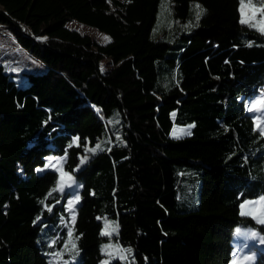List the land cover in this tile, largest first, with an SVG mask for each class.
Wrapping results in <instances>:
<instances>
[{
    "label": "trees",
    "instance_id": "trees-1",
    "mask_svg": "<svg viewBox=\"0 0 264 264\" xmlns=\"http://www.w3.org/2000/svg\"><path fill=\"white\" fill-rule=\"evenodd\" d=\"M242 18L241 0H0V27L45 67L23 87L0 64V264H63L75 248L76 264H104L110 217L133 249L111 264H231L237 228L264 241L241 214L264 198V135L245 103L264 93V32ZM176 125L194 127L173 140ZM49 158L78 192L59 190Z\"/></svg>",
    "mask_w": 264,
    "mask_h": 264
},
{
    "label": "rangeland",
    "instance_id": "rangeland-1",
    "mask_svg": "<svg viewBox=\"0 0 264 264\" xmlns=\"http://www.w3.org/2000/svg\"><path fill=\"white\" fill-rule=\"evenodd\" d=\"M245 5H247V2H244ZM261 9H256L255 7L245 8V15L243 18L250 19V21L258 22L261 20H264V14L262 16H259L261 12H259ZM254 16V19L252 18ZM259 16V17H258ZM166 14L165 12L159 13L158 23L156 29L153 31V33H157L160 31L161 28V22L165 20ZM68 27L70 29H75L79 32H81L84 35L91 36L95 40H97L99 43L106 44L110 41V37L104 33H101L93 28H90L84 24H81L77 21L71 22L68 24ZM25 31L30 33L28 30L23 27ZM0 64L3 65L6 69V71L12 75V78L15 82L18 83L20 86H28V75L29 74H38L43 73L45 71V67L35 58L33 57L27 50L23 49L18 45V43L14 39V34L10 30L7 33L6 28L0 27ZM257 101V99L255 100ZM247 100L245 103L248 105V108L252 105L253 102ZM256 112V111H251ZM263 116H264V110H263ZM261 120H264V117H260ZM256 125H257V119L255 117L254 119ZM194 125H187V126H179L176 125L172 132V139L173 140H180L183 138H186L190 136L191 131L193 129ZM261 127H264V124H261ZM47 168L52 169L58 172L59 174V183H60V176H61V169L63 172L68 173L64 169V164L61 159L56 158H49L47 163ZM72 176V181H69V186H65L63 188L62 192H78L81 187L76 180V178L69 173ZM79 197V201L75 202L74 204H71L69 202L75 201L76 197ZM261 200H264L261 199ZM260 200V201H261ZM81 202L80 195L76 194L75 197H70L67 200V208L72 213V222L75 221L73 219V216L76 218V206H78ZM255 202L259 201H250L246 202L241 206V214L243 216L250 217L254 219L256 222H258V219L254 218L253 215L246 214L251 207L257 206ZM247 205L248 207H243ZM259 215V213H257ZM103 233L106 230V225H116L117 228L115 231H112L110 235H104L106 237V240L101 245V253L105 256V263L104 264H111L114 262L122 261L124 262L127 259V256L132 255L133 249L130 247L124 248L118 241L119 236V230H118V223L117 219L115 217L110 218H103ZM259 223V222H258ZM261 224V223H260ZM110 230V229H109ZM71 233V230L69 231ZM252 233H256L255 231L248 229V228H237L235 230L234 235V247H235V257L231 264H255L256 262V254L258 249L264 248V242L263 239L256 233L257 235L253 236ZM75 245L74 241L71 240L68 244V248H72V245ZM129 250L130 251H119V250ZM80 251L78 248H75L72 250V254L70 258L64 259L63 264H76L78 262ZM248 257H254V259H247Z\"/></svg>",
    "mask_w": 264,
    "mask_h": 264
},
{
    "label": "snow or ice",
    "instance_id": "snow-or-ice-1",
    "mask_svg": "<svg viewBox=\"0 0 264 264\" xmlns=\"http://www.w3.org/2000/svg\"><path fill=\"white\" fill-rule=\"evenodd\" d=\"M195 7L197 9L195 18H196V20L198 22L199 19H200V16L203 14V12L205 10L199 4L195 5ZM246 7L249 8V9L252 7L250 0H249V3L247 5H245L244 0H241L242 17L245 15V8ZM252 18L254 19V16ZM241 22L242 23H249L250 19L242 18ZM252 26H254V27L258 26L259 30L264 32V20L258 21L256 23L252 24ZM257 105H260V107L258 108ZM261 110H264V99L257 100L255 102H253L252 105L249 107V111H261ZM256 119H257V128L261 132V134L264 135V127H261V124H264V120H261L260 117H257ZM99 147H100L99 144L96 145V148H99ZM89 151H95V149H89ZM60 171H61V176H60V183L58 185V188H59L60 191H63V188L65 186H69L68 182L72 181V176L69 173L63 172L62 169ZM56 190L57 189H53V191H56ZM78 201H79V197L77 196L75 198V201H71L69 203L71 205V204H74L75 202H78ZM255 204L257 206L251 207L246 214L253 215L254 218L258 219L259 223L264 224V200H261L259 202H255ZM243 207L247 208L248 206L245 205ZM257 213H259V215H257ZM73 219H75L74 216H73ZM116 228H117L116 225H106V230H105V232L103 234L104 235H110L112 231L116 230ZM252 235L255 236L257 234L256 233H252ZM262 242H264V241H262ZM72 246H73V248L75 247L74 244ZM119 251H130V249L129 250H119ZM56 255L59 256L60 253H56ZM247 259L251 260V259H254V257H248Z\"/></svg>",
    "mask_w": 264,
    "mask_h": 264
},
{
    "label": "built area",
    "instance_id": "built-area-1",
    "mask_svg": "<svg viewBox=\"0 0 264 264\" xmlns=\"http://www.w3.org/2000/svg\"><path fill=\"white\" fill-rule=\"evenodd\" d=\"M256 8H257V9H261L260 11L263 10L262 7H256ZM257 107L259 108L260 105H257ZM256 112H257L256 118H257V117H264V116H263V110H261V111H256Z\"/></svg>",
    "mask_w": 264,
    "mask_h": 264
},
{
    "label": "bare ground",
    "instance_id": "bare-ground-1",
    "mask_svg": "<svg viewBox=\"0 0 264 264\" xmlns=\"http://www.w3.org/2000/svg\"><path fill=\"white\" fill-rule=\"evenodd\" d=\"M256 99L257 100L264 99V93L263 92H260L255 98H253V101H255ZM250 101H252V99Z\"/></svg>",
    "mask_w": 264,
    "mask_h": 264
},
{
    "label": "water",
    "instance_id": "water-1",
    "mask_svg": "<svg viewBox=\"0 0 264 264\" xmlns=\"http://www.w3.org/2000/svg\"><path fill=\"white\" fill-rule=\"evenodd\" d=\"M29 31V30H28ZM30 32V31H29ZM26 35H30V33H28L27 31L25 32Z\"/></svg>",
    "mask_w": 264,
    "mask_h": 264
}]
</instances>
